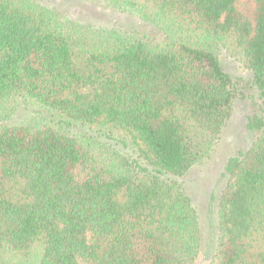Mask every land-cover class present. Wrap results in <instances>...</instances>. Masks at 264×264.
I'll use <instances>...</instances> for the list:
<instances>
[{
  "label": "trees",
  "instance_id": "1",
  "mask_svg": "<svg viewBox=\"0 0 264 264\" xmlns=\"http://www.w3.org/2000/svg\"><path fill=\"white\" fill-rule=\"evenodd\" d=\"M102 1L155 36L0 0V121L31 113L0 126V264H193L198 215L178 178L235 100L251 139L223 165L212 264H264V0Z\"/></svg>",
  "mask_w": 264,
  "mask_h": 264
},
{
  "label": "rangeland",
  "instance_id": "2",
  "mask_svg": "<svg viewBox=\"0 0 264 264\" xmlns=\"http://www.w3.org/2000/svg\"><path fill=\"white\" fill-rule=\"evenodd\" d=\"M41 1L55 7L60 16L68 18L73 23L93 27H114L126 32L137 31L140 34L154 36L157 32L154 25L141 21L132 12L120 11L106 5L102 0ZM220 60L224 70L230 75L250 77L249 70L223 51L220 52ZM248 110L247 101L235 100L232 113L208 155L195 164L184 176L178 178L198 215L200 241L193 264H212L213 262L219 235L218 199L227 183L223 165L230 155L249 144L251 133L246 131L243 126ZM30 117V111L24 104H21L10 119L0 121V126L25 123L30 120ZM73 130L75 132L82 131L75 128Z\"/></svg>",
  "mask_w": 264,
  "mask_h": 264
}]
</instances>
